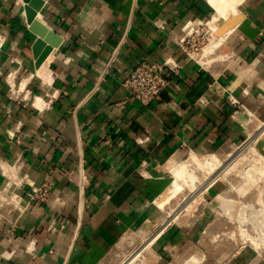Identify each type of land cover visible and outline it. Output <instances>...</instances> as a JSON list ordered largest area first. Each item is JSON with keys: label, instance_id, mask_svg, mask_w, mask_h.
I'll return each mask as SVG.
<instances>
[{"label": "crops", "instance_id": "crops-1", "mask_svg": "<svg viewBox=\"0 0 264 264\" xmlns=\"http://www.w3.org/2000/svg\"><path fill=\"white\" fill-rule=\"evenodd\" d=\"M40 1L37 20L58 42L48 81L24 1L0 0V189L20 184L23 198L22 211H0V264H116L125 236L157 212L169 167L229 154L264 121V0L243 2L207 69L179 48L188 24L214 13L207 0ZM167 60L182 69L149 105L121 86L140 62ZM45 183L47 200H31ZM208 228L170 226L153 264H264L207 252L206 240L218 243Z\"/></svg>", "mask_w": 264, "mask_h": 264}, {"label": "rangeland", "instance_id": "rangeland-1", "mask_svg": "<svg viewBox=\"0 0 264 264\" xmlns=\"http://www.w3.org/2000/svg\"><path fill=\"white\" fill-rule=\"evenodd\" d=\"M207 21H204L203 24ZM195 30L197 32L192 35V41L195 43L191 44V52L187 51L188 58L208 68L212 64L206 66L204 62L207 63V60L216 58V55H219V50H215L203 58V48L210 40V33L205 25ZM248 128L240 144L232 150L233 152L219 155L224 159V163L220 167L223 168L221 177L213 179L212 186L202 192V199L199 196L200 203L195 206L191 216L186 217V224L180 227L186 229L193 227L194 232H197L204 222L207 227L209 226L206 236H212L218 242L214 243L213 239L206 240L207 252H216L222 259L243 252L264 262V121H256V125L250 124ZM250 148L252 151L256 150L260 153L257 159L252 158L251 153L247 151ZM188 157H197L196 159H198L201 155H186L176 162L185 161ZM192 169L185 176L186 185L183 190L167 203L166 208L159 213L160 216H153L152 220H149L145 226L143 225L144 227L142 226L140 229L134 230L135 233L125 236L122 246L116 248L114 252L116 264H129V259L143 247L146 241L152 238L158 228L168 220L167 217L177 213L179 204L187 200L191 201V196L194 197V193L197 191L194 175L198 172V166H194ZM173 179L174 176L169 172V179H167L169 185ZM161 217L163 220H159ZM172 226L179 225L173 224ZM244 237L256 238L257 242L253 240L252 245L250 238L245 239ZM152 245L149 246L150 251ZM144 253H146L145 250L142 254ZM196 253L198 250L192 249L189 254ZM140 261L135 260L133 264H141ZM201 262L202 258L195 255L183 264H201Z\"/></svg>", "mask_w": 264, "mask_h": 264}, {"label": "bare ground", "instance_id": "bare-ground-1", "mask_svg": "<svg viewBox=\"0 0 264 264\" xmlns=\"http://www.w3.org/2000/svg\"><path fill=\"white\" fill-rule=\"evenodd\" d=\"M244 1L245 0H207L208 4L213 8L214 13L211 15L210 19L205 24V26H207V28H208V32L210 33V37H209L210 40H209V42H207V45L203 48V53H202L203 58L206 55H210L211 53H213L215 50L219 49L224 44L227 36H229L234 29L229 31L228 33L222 35V36H217L218 24L221 21L226 22L229 18L241 17L240 7L242 6ZM36 21L39 23V26H40L39 27L40 29H38L39 32H41V34L45 35L46 29L40 23L42 21L40 20V22H39L37 20V15H36ZM37 38L39 40L43 41V45H42L41 51L39 53V55H42L43 52L47 49V47H50V45L48 42L45 41L44 37H42V36L38 37L37 36ZM52 53H53V49H51L48 52V55H46L45 60L42 61L41 65L39 67H37L38 76L43 78L45 81H48V69H46V68H47L49 62L53 58ZM218 58H216V59H218ZM213 59H215V57ZM213 59L207 60V63L204 62V65H206V66L211 65L213 62ZM247 151H249V153H251L252 158L257 159L260 155L259 152H256V150L252 151L251 148L248 149ZM247 151H245V152L247 153ZM196 158L188 157L185 161H181V162L176 163L173 166L169 167V170H170L169 172L174 176V179H173L172 183L167 187V189L159 196V198L155 202L156 208L158 211L155 213L154 217L160 216L159 213L162 212L166 208L165 206L167 205V203L174 196H176L181 190H183V188L186 185L185 176L190 172V170L194 166H198V172L196 173V175H194V179L196 180L195 188L197 189V191L194 193L195 194L194 197L191 196L192 199H191V201L187 200L188 203H186L187 201H185L184 203L179 204L180 207H179V210H177V213L175 212V213H173V215L171 214L170 216L167 217L168 220H166L165 223L158 228V230L154 233L152 238H150L149 240L147 239L148 241H146L144 243L143 247H141L135 253V255L133 257H131V259H129L130 260L129 264H133V261H135V260H137V261L141 260L140 261L141 264H153L154 260H155V258H154L155 255L153 256V253H151L149 246L152 245V243L159 236H161L166 231L167 228H169L173 224H177L179 226H183L184 224H186V221H185L186 217L191 216L192 212L195 209V206H197L201 201V200H199V196H200V199H202V197H201L202 192H205L207 190V188L212 186V184L214 183L213 179L221 177V175H222L221 173L223 171V168H220V167L224 163L223 162L224 159L222 157H220L219 155H215V154H209V155H206L204 157L201 156L198 159H196ZM219 168H220V170H219ZM159 220H163V217L159 218ZM244 238L245 239L250 238L251 243L253 240L256 241V238H253V237H244ZM252 245H253V243H252ZM257 245H258V243H257ZM144 250L146 251V253L142 254V252ZM146 254H149L150 257L146 258Z\"/></svg>", "mask_w": 264, "mask_h": 264}, {"label": "built area", "instance_id": "built-area-1", "mask_svg": "<svg viewBox=\"0 0 264 264\" xmlns=\"http://www.w3.org/2000/svg\"><path fill=\"white\" fill-rule=\"evenodd\" d=\"M205 24H203V21L188 24L185 35L179 40V48L187 58L189 57L187 51L190 50L189 52H191V44L192 42L195 43V41H192V35L197 32L195 29H200V27ZM188 59L190 60L191 58ZM181 69L182 66L178 62L172 60H167L162 64H152L142 61L127 75L121 86L131 94L136 102L143 106H147L168 87L171 79H173ZM6 178L9 180L8 177ZM13 187L20 188L21 185L19 184L18 186L16 183L7 181L5 187L0 189V211L9 213L14 210H23V198L21 195L15 193L12 189ZM49 191V185L46 183L42 184L33 189L30 199L45 202L49 195Z\"/></svg>", "mask_w": 264, "mask_h": 264}, {"label": "water", "instance_id": "water-1", "mask_svg": "<svg viewBox=\"0 0 264 264\" xmlns=\"http://www.w3.org/2000/svg\"><path fill=\"white\" fill-rule=\"evenodd\" d=\"M23 1L25 3L26 20L29 26V30L38 37L40 36L44 37L45 41L48 42L50 45V47H47V49L43 52L42 55H39L41 51V47L43 45V41L37 39L35 43L33 44L32 50H33L35 64L37 68L41 65L42 61L45 60L46 55H48V52L51 49H54L56 46H58V42L50 43L51 35L49 34L50 32H48L46 28H45L46 29L45 35L41 34V32H39L38 30L40 29L39 28L40 26H39V23L36 21V15L38 11L40 10L41 1L40 0H23ZM240 20H241V17H233V18H229L226 22H223V21L219 22L217 36H222L228 33L229 31L233 30L238 25Z\"/></svg>", "mask_w": 264, "mask_h": 264}]
</instances>
